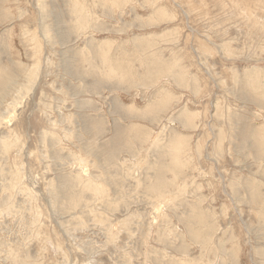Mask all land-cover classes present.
<instances>
[{"label":"rangeland","instance_id":"obj_1","mask_svg":"<svg viewBox=\"0 0 264 264\" xmlns=\"http://www.w3.org/2000/svg\"><path fill=\"white\" fill-rule=\"evenodd\" d=\"M5 4L0 264H264V0Z\"/></svg>","mask_w":264,"mask_h":264},{"label":"bare ground","instance_id":"obj_2","mask_svg":"<svg viewBox=\"0 0 264 264\" xmlns=\"http://www.w3.org/2000/svg\"><path fill=\"white\" fill-rule=\"evenodd\" d=\"M113 1L115 2V0H113ZM43 4H44V2L41 1L40 2V6L43 7ZM3 20H6V4H5V0H0V21H3ZM86 23H87V21H86L85 17H83V19L81 18L79 20V27L81 29L87 27ZM150 59L151 58L146 59V61H149ZM164 72H166V71L152 68L150 70V75L157 76V75H160V74H162ZM15 77H16V74L14 73L12 67L8 63H6V50H5V47L2 44L0 46V99H1V97L5 96L4 92L6 90V86H8L10 83H12L13 82V78H15ZM125 78H128V77L125 76ZM98 84L99 83H97L94 87H97ZM0 104H2V103L0 102ZM11 145L12 144L10 143L9 140L3 139L1 141V145H0L1 147L0 148L2 150H4V151H7ZM172 148H173V151L175 152V148H174L173 145H172ZM177 170H178V168L176 167L172 171H177ZM153 177L155 179L151 183H149V185H147V187L149 189L155 191L153 194H155L158 199H161V197L165 196V190H164L165 183H167L169 181L164 180V175L162 174L161 166H159L158 172L157 173L155 172L153 174ZM85 186L93 189L95 192H98V189L93 187L91 184H86ZM101 187H102L101 185L98 186V188H101ZM77 200L78 199H74L73 198V199H71L69 201L68 204L64 205L63 207L67 208V209L71 208L73 206L74 202L76 203ZM199 218H201V217H199ZM192 234L194 235V237L196 239H200V238L206 239V233L205 232H196V231H194ZM172 264H174V263H172ZM230 264H236V263L232 262Z\"/></svg>","mask_w":264,"mask_h":264}]
</instances>
